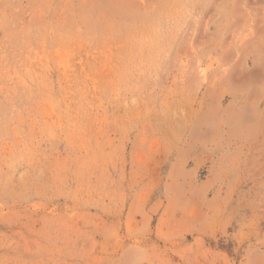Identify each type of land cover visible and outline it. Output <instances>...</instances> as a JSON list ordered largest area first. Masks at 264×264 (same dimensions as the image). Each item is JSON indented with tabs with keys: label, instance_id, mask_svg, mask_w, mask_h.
I'll return each instance as SVG.
<instances>
[{
	"label": "rangeland",
	"instance_id": "rangeland-1",
	"mask_svg": "<svg viewBox=\"0 0 264 264\" xmlns=\"http://www.w3.org/2000/svg\"><path fill=\"white\" fill-rule=\"evenodd\" d=\"M0 264H264V0H0Z\"/></svg>",
	"mask_w": 264,
	"mask_h": 264
}]
</instances>
